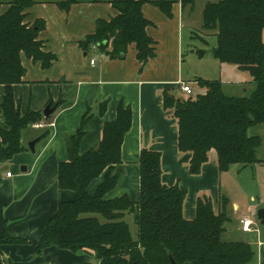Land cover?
Here are the masks:
<instances>
[{
    "label": "trees",
    "instance_id": "trees-1",
    "mask_svg": "<svg viewBox=\"0 0 264 264\" xmlns=\"http://www.w3.org/2000/svg\"><path fill=\"white\" fill-rule=\"evenodd\" d=\"M78 0H61L59 8L67 11ZM183 7L193 0H180ZM150 2L167 17L172 16L171 0H111L117 14L110 19L98 18L95 29L80 41L86 51L95 45L111 58L122 57L129 44L134 43L137 59L147 62L155 56L154 40L146 34L151 24L142 6ZM34 0H0V85L4 92L0 101L4 126L0 125V162L23 151V132L38 122H45L38 111L28 105L20 111L13 97V85L23 82L25 69L22 55L48 68L56 56L45 51L39 31L44 21H26L27 9ZM203 29L213 30L216 38L211 53L220 63L237 66L248 72L250 88L241 95L225 92L219 79L196 78L201 88L191 96H177V91L163 93V106L171 110L177 121V149L190 153L188 172L198 175L207 162L209 151L215 150L220 171L233 165L264 164V155L257 151L262 144L259 135H249V129L264 124V0H219L206 2L202 12ZM203 40V39H202ZM206 43L205 40H203ZM199 55L204 50L198 51ZM50 105L58 107L60 98ZM106 102L99 104V114ZM92 114L86 108L80 127L65 136L67 161L59 164L57 182L61 189L74 192L71 201H60L36 243L37 252L57 246L92 255L94 262L85 264H170L169 254L178 264H250L253 247L243 241L224 238L229 221V200L220 195L218 209H213L209 196L196 199L195 214L183 216L186 192L176 183L161 181V153L141 149L139 164V196L132 201L126 195L106 198L115 187L124 168L121 145L130 129L132 113L129 106L119 104L114 119L100 126V138L84 152L79 150L85 133L84 126ZM47 131L39 135L42 139ZM102 181L95 192L87 190L99 176ZM131 214L135 235L125 221ZM5 231L3 243H18Z\"/></svg>",
    "mask_w": 264,
    "mask_h": 264
},
{
    "label": "crops",
    "instance_id": "crops-1",
    "mask_svg": "<svg viewBox=\"0 0 264 264\" xmlns=\"http://www.w3.org/2000/svg\"><path fill=\"white\" fill-rule=\"evenodd\" d=\"M34 1L27 9L26 21H44L38 38L42 40L44 50L52 52L56 58L48 68H43L39 62L22 55L25 73L23 82L13 85L14 101L21 112L29 105L32 110L40 112L43 119L42 112L49 100L55 103L61 98L62 103L58 107L49 104L55 109L47 121H41L44 125H32L24 130L22 142L25 149L0 162V237L6 231L9 236L21 239L18 243L0 245V264L94 262L92 255L57 246L45 247L38 253L36 243L59 202L74 198L72 190L59 188L56 178L59 164L68 158L65 136L79 129L81 115L88 108L92 115L84 126L85 133L79 146L81 152L86 151L99 140L101 124L115 118L119 104L130 107L132 120L121 145L124 171L105 197L126 195L136 201L139 196V153L141 149L159 151L161 181L169 186L177 183L186 192L183 216L187 219L194 217L199 196H209L215 211L219 196H226L230 219L224 236L232 241L249 243L255 252L250 264H264L263 231L253 219L256 210L264 207V164L233 165L220 171L216 152L211 149L200 173L191 175L188 172L190 153L177 149L176 118L163 106L165 90L181 91L179 81L191 84V81L182 79L180 70L185 30V7L181 1L171 0V17L150 2L143 4V14L151 22L145 31L154 40L155 51V56L147 62L137 59L134 43L117 58L101 56L92 45L86 51L81 48L80 41L94 32L98 18L108 20L117 14L111 0H78L67 11L57 5L61 0ZM93 56L95 62L90 64L89 59ZM220 65L224 70L237 68L227 63ZM250 81L249 77L247 83L221 82L225 92L241 95ZM3 92L4 87L0 85V101ZM101 102H106L102 115L99 114ZM0 125L4 126L1 109ZM44 131L48 132L47 135L39 139ZM34 138L38 141L35 151L31 152L27 142ZM22 166L26 167L25 171L21 170ZM7 172L10 176L6 175ZM102 179L101 175L89 184L87 190L90 194L95 192ZM245 216L252 218L253 226L259 228V232L241 230L239 220ZM243 235L244 239H241L239 236Z\"/></svg>",
    "mask_w": 264,
    "mask_h": 264
},
{
    "label": "rangeland",
    "instance_id": "rangeland-1",
    "mask_svg": "<svg viewBox=\"0 0 264 264\" xmlns=\"http://www.w3.org/2000/svg\"><path fill=\"white\" fill-rule=\"evenodd\" d=\"M218 2L219 0H193L191 6H186L184 9L185 18V30L182 35L183 45V59L181 62L180 70L182 79L184 81H191L192 94L201 91V88L193 83L196 78L202 79H219L224 82L240 81L247 83L249 79L248 72L233 68L223 69L220 63L212 57L211 50L215 46L216 38L213 30H204L202 12L206 2ZM264 42V32H263ZM206 43L203 42V40ZM204 50L203 55H199L198 51ZM228 65V64H227ZM230 65V64H229ZM228 65V66H229ZM249 84L246 88H250ZM184 95L180 90L177 91V96ZM249 135H259L262 138V144L258 149L257 153L259 156L264 155V124L257 125L249 129ZM236 188V186H234ZM125 221L129 224L130 230L133 235L136 232V226L133 222L131 214H126L124 217ZM254 221L259 224L256 216H253ZM261 226V225H260ZM252 236V235H248ZM247 236V237H248ZM244 239L243 236H239ZM243 237V238H242ZM226 238V236H224Z\"/></svg>",
    "mask_w": 264,
    "mask_h": 264
},
{
    "label": "built area",
    "instance_id": "built-area-1",
    "mask_svg": "<svg viewBox=\"0 0 264 264\" xmlns=\"http://www.w3.org/2000/svg\"><path fill=\"white\" fill-rule=\"evenodd\" d=\"M92 48L97 49V47L95 45H92ZM100 55L104 56L105 54L103 52H101ZM94 62H95V57L93 56L89 59V63L94 64ZM178 83H179V88L181 89V91H183L184 93H186L188 95L192 94V88L188 83L183 82V81H179ZM43 125L44 124L42 122H38V123L33 124L34 127H42ZM6 175L10 176V172H7ZM239 224H240V228L243 232H247V233L253 232V231L259 232V228L253 226L254 222H253L252 218L249 216H245V217L240 218Z\"/></svg>",
    "mask_w": 264,
    "mask_h": 264
},
{
    "label": "water",
    "instance_id": "water-1",
    "mask_svg": "<svg viewBox=\"0 0 264 264\" xmlns=\"http://www.w3.org/2000/svg\"><path fill=\"white\" fill-rule=\"evenodd\" d=\"M55 107L54 106H50L49 104L45 107V109L43 110V116L45 118H47L53 111H54ZM38 141V138H34L30 141L27 142V147L28 149L31 151V152H34L35 151V144L36 142ZM22 171H25L26 170V167L25 166H22L21 168ZM255 215H256V218L257 220L259 221V224L261 225L262 227V236L264 237V207H260L256 210L255 212ZM169 261H170V264H178L174 258L172 257V255L169 254ZM183 264H188V263H183Z\"/></svg>",
    "mask_w": 264,
    "mask_h": 264
}]
</instances>
